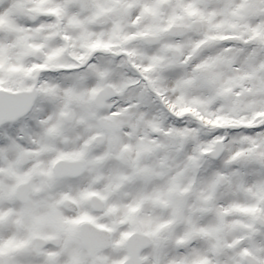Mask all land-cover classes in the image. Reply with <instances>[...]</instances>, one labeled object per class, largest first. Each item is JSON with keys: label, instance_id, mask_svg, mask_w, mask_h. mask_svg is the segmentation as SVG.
<instances>
[{"label": "snow or ice", "instance_id": "obj_1", "mask_svg": "<svg viewBox=\"0 0 264 264\" xmlns=\"http://www.w3.org/2000/svg\"><path fill=\"white\" fill-rule=\"evenodd\" d=\"M0 264H264V0H0Z\"/></svg>", "mask_w": 264, "mask_h": 264}]
</instances>
